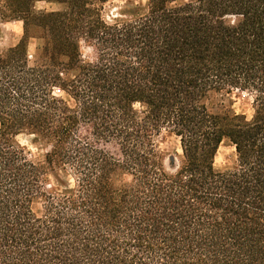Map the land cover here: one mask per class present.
<instances>
[{
  "label": "trees",
  "instance_id": "1",
  "mask_svg": "<svg viewBox=\"0 0 264 264\" xmlns=\"http://www.w3.org/2000/svg\"><path fill=\"white\" fill-rule=\"evenodd\" d=\"M112 1L0 3L2 23H23L0 54V264H264V0H147L106 18ZM237 89L256 93L251 122L225 106ZM163 130L180 142L172 169ZM224 137L239 171L212 168Z\"/></svg>",
  "mask_w": 264,
  "mask_h": 264
},
{
  "label": "rangeland",
  "instance_id": "2",
  "mask_svg": "<svg viewBox=\"0 0 264 264\" xmlns=\"http://www.w3.org/2000/svg\"><path fill=\"white\" fill-rule=\"evenodd\" d=\"M37 4H40L41 6L37 7ZM144 5L145 4L142 3H136L135 0H123L122 3H117L115 1H112L106 5L104 15L106 18H110L112 16L115 17L117 15H120L121 10H127L130 9L131 7L144 6ZM35 9L36 11H56L58 7L54 4L42 1L36 3ZM113 9H116L115 13L112 11ZM22 34H23V23L21 21L2 23L0 18V51H6L7 49L16 45L19 42ZM36 44L37 42L35 39H31L29 42V47H31L34 50V52H35ZM84 53L86 57L91 55V52L88 49H84ZM233 94H235V99H233ZM243 94H244L243 92L234 91L231 95L225 97L224 99L225 106L226 107L229 106L230 102H232L231 103L232 106L234 104H237V102H239V113L246 115L247 109L245 108V105L248 104V99L250 95L248 93L247 95H243ZM219 103H222V101L219 100V98L214 100V107H223L221 106L222 104L220 105ZM221 109L217 108L216 110L220 111ZM233 109L235 112H237V109L235 108ZM223 110H225V108H223ZM19 136L26 141L23 147L25 148L28 157L36 162L43 161L46 152L49 150V147L42 141H39L36 136L35 139H33V135H29L25 133ZM17 141L21 145L20 141L19 140ZM156 142L158 144L159 149L164 154V158H165L164 164L166 168L172 169L173 166L179 164L180 162L179 155L181 154L179 139H177L173 134L169 133L168 131L163 130L161 134L157 137ZM231 146L232 145L227 140H225L223 145L220 146V148L222 149L221 156L223 161L221 167L225 169V171H231L237 167L236 164L229 165L228 163V161L232 159L231 153L228 152ZM33 148H35V151L32 150ZM217 170L221 171L220 166H218ZM121 179L122 182H128L130 180V176L124 175L121 176ZM47 186L49 189H52L54 191L60 192L64 190V188L59 184V182L57 181V179L54 177L53 174L48 175Z\"/></svg>",
  "mask_w": 264,
  "mask_h": 264
},
{
  "label": "clouds",
  "instance_id": "3",
  "mask_svg": "<svg viewBox=\"0 0 264 264\" xmlns=\"http://www.w3.org/2000/svg\"><path fill=\"white\" fill-rule=\"evenodd\" d=\"M115 2L122 3L123 0H115ZM135 2L136 3L147 4V0H135ZM0 3H2V0H0ZM40 6H41L40 4H37V7H40ZM112 11L115 13L116 9H113ZM146 11H147V9H146ZM243 19H244L243 14H239L238 16L237 15H233V24H237V21L240 22ZM108 22L110 23L111 21L109 20ZM79 51H80V49H79ZM0 54H3V52L0 51ZM26 55H27V60L31 61L33 59V55H35V52H34V50L31 47H29V49L27 50ZM64 59L66 60L67 58H64ZM61 75H63V74L61 73ZM56 91L62 93L61 89H57ZM237 91H239V89H237ZM53 95H56V92H54ZM243 95H247V91H245ZM255 96H256V93L254 92L253 95L249 97L248 104L245 105V108L247 109L245 122H251L253 120V117H254V114H255V108L252 107V104L255 102ZM233 99H235V94H233ZM134 104H135V107H139L140 106V102L139 101L134 102ZM232 107L237 109V113L236 114L239 115V102H237V104H234ZM16 139L20 141L22 146L26 143V141L23 140L19 135L16 137ZM33 139H35L34 135H33ZM225 139H226L225 137L222 138L221 143H220L221 145H223ZM236 147L237 146L235 144H232L231 148L228 150V152L231 153V155H232V159L230 161H228V163H229V165L236 164L237 168L235 170L239 171L241 169H240L239 164H238V155L239 154L236 152ZM32 150L35 151V148H33ZM221 151H222V149L220 147H218V150L216 151V153H215V155L213 157L212 168L215 171L218 168V166H220L221 174H223L225 169H223L221 167V165L223 164ZM243 170L246 171L247 169H243ZM187 179H188V177H185V180H187ZM69 183L70 184H74V180L71 177H69Z\"/></svg>",
  "mask_w": 264,
  "mask_h": 264
}]
</instances>
